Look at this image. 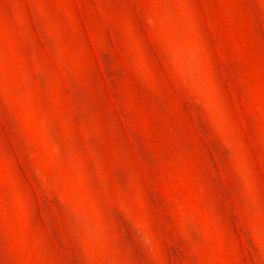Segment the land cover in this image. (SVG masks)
<instances>
[{
    "label": "rangeland",
    "instance_id": "rangeland-1",
    "mask_svg": "<svg viewBox=\"0 0 264 264\" xmlns=\"http://www.w3.org/2000/svg\"><path fill=\"white\" fill-rule=\"evenodd\" d=\"M0 264H264V0H0Z\"/></svg>",
    "mask_w": 264,
    "mask_h": 264
}]
</instances>
